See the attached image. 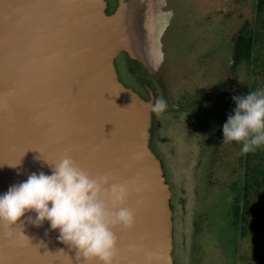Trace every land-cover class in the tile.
<instances>
[{
	"label": "water",
	"instance_id": "water-1",
	"mask_svg": "<svg viewBox=\"0 0 264 264\" xmlns=\"http://www.w3.org/2000/svg\"><path fill=\"white\" fill-rule=\"evenodd\" d=\"M155 8L149 0L143 9L147 38L160 23ZM123 10L109 16L105 0H0V194L32 173L50 174L48 164L65 155L92 177L130 173L135 224L114 229V264H174L169 190L150 144L152 101L126 88L114 64L115 43L135 56L143 42L126 32ZM30 215L12 236L0 228V264H80Z\"/></svg>",
	"mask_w": 264,
	"mask_h": 264
},
{
	"label": "rangeland",
	"instance_id": "rangeland-1",
	"mask_svg": "<svg viewBox=\"0 0 264 264\" xmlns=\"http://www.w3.org/2000/svg\"><path fill=\"white\" fill-rule=\"evenodd\" d=\"M148 1L122 0L126 32L143 42L135 43V56L122 43L113 54L126 88L166 101L163 112L151 111V147L169 190L174 264H254L256 236H243L229 221L245 154L222 142L221 129L234 96L264 89V74L254 78L249 64L231 59L235 37L256 24L255 0H155L160 23L147 38L131 5ZM142 50L150 54L146 63ZM259 50L264 54V43Z\"/></svg>",
	"mask_w": 264,
	"mask_h": 264
},
{
	"label": "clouds",
	"instance_id": "clouds-1",
	"mask_svg": "<svg viewBox=\"0 0 264 264\" xmlns=\"http://www.w3.org/2000/svg\"><path fill=\"white\" fill-rule=\"evenodd\" d=\"M232 99L235 106L222 125V142L239 144L241 154L255 152L264 146V89ZM166 107L163 98L151 105L156 113ZM48 165L50 174L32 173L0 194V228L12 236L20 218L32 213L28 220L37 227L47 222L80 264H114V229L130 230L135 224L126 203L128 189L110 184L108 177L90 176L67 155Z\"/></svg>",
	"mask_w": 264,
	"mask_h": 264
},
{
	"label": "trees",
	"instance_id": "trees-1",
	"mask_svg": "<svg viewBox=\"0 0 264 264\" xmlns=\"http://www.w3.org/2000/svg\"><path fill=\"white\" fill-rule=\"evenodd\" d=\"M255 13L256 24L248 29L246 25L238 33L231 56L234 66L241 62L249 64L254 78L264 74V54L259 50L264 43V0H255ZM258 89L262 87H251V91ZM241 169V187L229 221L243 236H256L251 259L254 264H264V146L245 154Z\"/></svg>",
	"mask_w": 264,
	"mask_h": 264
},
{
	"label": "snow or ice",
	"instance_id": "snow-or-ice-1",
	"mask_svg": "<svg viewBox=\"0 0 264 264\" xmlns=\"http://www.w3.org/2000/svg\"><path fill=\"white\" fill-rule=\"evenodd\" d=\"M54 150H59L56 148V145H53ZM102 176L108 177L109 183L122 184L128 189V198L127 204L129 208H132L135 201V196L138 192V185L136 183L134 175L130 173H118L115 171L105 172ZM119 246L116 247V252H119Z\"/></svg>",
	"mask_w": 264,
	"mask_h": 264
},
{
	"label": "flooded vegetation",
	"instance_id": "flooded-vegetation-1",
	"mask_svg": "<svg viewBox=\"0 0 264 264\" xmlns=\"http://www.w3.org/2000/svg\"><path fill=\"white\" fill-rule=\"evenodd\" d=\"M129 1H131L132 2V0H129ZM136 1V0H135ZM122 0H115V3L113 4V5H111V3H110V1L108 0V7H110V9H113V10H111V11H108L107 10V14L109 15V16H111V15H114L115 13H117V12H119V8H120V5H121V8H122ZM125 3V5L127 6V3L126 2H124ZM135 4V3H134ZM133 4V5H134ZM131 7L134 9V13H133V16L134 17H136V20H138V18L140 19V20H142V15H143V9L146 7V5L144 4V3H140V4H138L137 5V3L134 5V6H132L131 5ZM142 49L143 50H145V48L144 47H142ZM142 53H146V51H143ZM147 55H150L149 53L147 54ZM147 55H146V57H147ZM145 57V56H144ZM144 57H143V59H144ZM144 88L145 89H147V87L146 86H144ZM145 91H147V90H145ZM140 96H141V94L139 93V92H137ZM141 98H142V96H141ZM143 99H145V98H143ZM146 101H149L150 100V95H149V93H147L146 92V99H145ZM152 114V113H151ZM152 116V115H151ZM151 131H152V126H151ZM150 131V132H151ZM150 144H151V139H150ZM158 156V155H157ZM159 157V156H158Z\"/></svg>",
	"mask_w": 264,
	"mask_h": 264
}]
</instances>
